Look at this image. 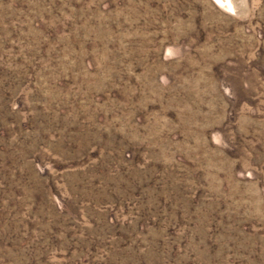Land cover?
I'll return each mask as SVG.
<instances>
[{"label": "rangeland", "instance_id": "374dc122", "mask_svg": "<svg viewBox=\"0 0 264 264\" xmlns=\"http://www.w3.org/2000/svg\"><path fill=\"white\" fill-rule=\"evenodd\" d=\"M0 264H264V0H0Z\"/></svg>", "mask_w": 264, "mask_h": 264}]
</instances>
